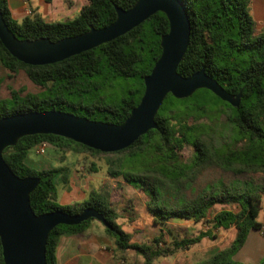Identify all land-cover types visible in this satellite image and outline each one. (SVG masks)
Instances as JSON below:
<instances>
[{
    "label": "trees",
    "instance_id": "trees-1",
    "mask_svg": "<svg viewBox=\"0 0 264 264\" xmlns=\"http://www.w3.org/2000/svg\"><path fill=\"white\" fill-rule=\"evenodd\" d=\"M136 1L86 0L75 18L57 23L44 22L38 15L18 22L12 17L6 0H0V13L16 39L47 38L57 42L83 34L90 27L101 29L110 25L116 19L115 7L127 11ZM180 1L189 19L190 34L177 73L189 77L203 69L227 93L236 96L241 92L238 107L230 106L205 89L195 91L190 98L198 92L208 95L216 100L212 109L204 102L188 104L190 98L179 100L168 94L154 118L157 128L121 151L102 153L59 136L33 135L22 137L14 146L5 148L2 158L17 177L40 179L29 195L30 208L35 215L57 210L74 215L86 208L100 213L108 224L103 230L113 242L112 253L120 260L134 251L142 257V264H152L154 259L188 248L204 237L213 239L214 231L234 227L236 234L231 244L199 264H241L234 256L243 247L249 232H260L264 238L262 225L257 221L262 211L264 178L261 184L249 179L223 191L209 188L191 200L184 199L181 190L208 166L238 176H264V26L256 32L250 0ZM167 32V19L157 12L113 41L45 66L19 62L0 43V66L6 76L23 72L41 89L38 94L25 96L11 89L9 98L0 99V118L55 110L93 121L121 124L139 103L144 91L143 78L159 58L160 37ZM115 88L120 89L119 98L102 96ZM166 101L168 106H164ZM213 114L224 115L234 136L241 138L239 150H232L227 144L224 151L219 150L207 139V125L188 123L189 119H205ZM42 142L104 157L109 177L137 184L147 192V208L154 223L175 219L207 221L208 229L193 238L178 240L174 237L166 248L160 246L162 237L155 238L153 244L139 245L133 244L131 236L115 222L117 213L109 204L108 194L90 192L80 203L58 205V181L67 182V168L35 170L25 163L28 152ZM186 146L192 147V155L188 161L180 163ZM90 169L94 170V166ZM134 169L140 170L133 172ZM215 205H233L236 211L221 209L212 214ZM91 221L93 219L76 226L53 228L45 247L46 264H56L55 250L60 237L84 232ZM0 264H3L1 250ZM257 264H264V255Z\"/></svg>",
    "mask_w": 264,
    "mask_h": 264
},
{
    "label": "water",
    "instance_id": "water-1",
    "mask_svg": "<svg viewBox=\"0 0 264 264\" xmlns=\"http://www.w3.org/2000/svg\"><path fill=\"white\" fill-rule=\"evenodd\" d=\"M157 12L165 15L168 32L160 37V56L143 78L144 91L139 103L121 124L93 121L55 110L0 118V250L3 264H46L47 238L58 225L76 226L93 219L108 228L103 216L93 208L74 215L58 210L35 215L30 208L29 195L40 179L14 175L2 158L5 148L14 146L25 136L54 135L102 153H114L128 148L157 128L154 118L168 94L181 100L205 89L236 108L241 92L236 96L227 93L203 69L189 77L177 73L190 34L189 19L180 0H137L127 11L115 7L116 19L110 25L101 29L90 27L83 34L57 42L47 38L16 39L0 13V43L7 52L25 65L45 66L113 41Z\"/></svg>",
    "mask_w": 264,
    "mask_h": 264
},
{
    "label": "crops",
    "instance_id": "crops-1",
    "mask_svg": "<svg viewBox=\"0 0 264 264\" xmlns=\"http://www.w3.org/2000/svg\"><path fill=\"white\" fill-rule=\"evenodd\" d=\"M7 6L11 12L12 17L18 22L21 21L25 17H31L33 15H38L42 18L44 22L47 23H57L64 22L67 20H71L75 18L81 7L86 4V0H6ZM250 10L251 15L254 19L256 28H262L264 26V0H250ZM21 72H17L20 74ZM23 73V72H22ZM24 74V73H23ZM10 75V74H9ZM27 158V157H26ZM25 158V163L27 166L35 169L41 170L38 166V162L29 161ZM95 182H98L97 185V193H106L110 194V197H113V194L119 192V206L124 209V205L128 202H133L136 207V202H140L142 200V213H147V215L151 219V229L150 233H142V237L145 239L149 238H158L162 237L163 243L162 245L168 247L175 237L176 239H184L188 237L178 236L173 233L171 229L166 228L169 224L172 223H185L191 220H181L175 219L170 220L164 223H154L153 217L149 213L147 208L148 202V194L147 192L141 188L137 187L134 184H127L121 178H110L108 176H91L87 179H82L80 182L73 176H70L64 185H60L59 187H63L61 189H65L70 192H76L78 197H80V202L84 199V191L81 193V189H85L87 187H91V184L94 185ZM60 183V182H59ZM116 183V184H114ZM117 187V188H116ZM115 188V189H114ZM90 192H96L94 189H89ZM118 200H109V204L117 213L116 223L120 227H125L127 229L132 230H143L147 228L145 225L139 223L134 225V220H129L127 217L131 215V211L127 209L125 212V216H121V213L118 211V205H114V202ZM264 202V195H262V203ZM116 203V202H115ZM67 206V205H62ZM121 208V209H122ZM141 222V221H140ZM193 222V221H191ZM195 223V222H193ZM201 223V222H197ZM195 223V224H197ZM262 225V231L264 232V223L260 222ZM209 226V224H208ZM208 226L205 230L200 231L204 232L208 229ZM103 226L99 225L97 222L91 221L86 230L75 236H62L59 238L56 250H55V258L56 264H141V257L135 254L133 251H129L126 255L125 260H120L112 253L113 242L109 239L103 230ZM122 229V228H121ZM167 229V231H166ZM231 231L229 242L225 244L222 248L211 249L206 246V240H214L216 236L214 235L213 239H209L208 237L202 238L198 243L185 248L180 249L172 254V262L171 264H199L205 260H208L210 257L218 253L220 250L228 247L231 242L235 238L236 230L235 228L228 229ZM218 231V230H217ZM199 232V233H200ZM215 232V231H214ZM257 232V231H255ZM130 235V232H126ZM198 233V234H199ZM250 233V232H249ZM260 236V232H257ZM150 234V236H149ZM196 234L195 236H197ZM131 236V235H130ZM193 236V237H195ZM189 237V238H193ZM262 237V236H261ZM263 238V237H262ZM169 239L168 241H166ZM249 234L246 238V241L243 247L238 251V253L234 256V260H243L246 264H257L259 260L264 255V241L261 240L258 235H256L253 239L254 241L249 242ZM264 239V238H263ZM142 239L137 238L134 240L136 243L140 242ZM164 248V247H162ZM155 264H159L157 261Z\"/></svg>",
    "mask_w": 264,
    "mask_h": 264
},
{
    "label": "rangeland",
    "instance_id": "rangeland-1",
    "mask_svg": "<svg viewBox=\"0 0 264 264\" xmlns=\"http://www.w3.org/2000/svg\"><path fill=\"white\" fill-rule=\"evenodd\" d=\"M261 30V28H256V32L258 33ZM9 77H7V73L5 70H3L0 66V99H7L10 96V90L13 89L15 91H18L21 96H25L26 94H38L41 92V89L35 85H33L29 79L26 77L25 74L22 72L20 74H12L9 73ZM200 92L196 93L192 98L188 100V104L194 103L196 101L204 102L208 107L214 108L216 100L213 99L210 96H206L204 94H199ZM120 89L115 88L114 90L109 89L106 92L102 94V96L108 95L110 99L112 98H119L120 96ZM186 99V98H185ZM163 103V102H162ZM168 106L169 103L166 101L164 103V106ZM68 110V109H67ZM71 111V110H69ZM95 118V117H93ZM100 119V118H96ZM189 125H195V124H205L208 126V128L205 130V132L208 134L207 139H211L214 146L218 148L219 150H225V145L231 146L232 150H239L241 148V138L234 136L231 127L227 124L225 116L221 115L220 117L217 114L209 115L205 119L200 120H188ZM192 155V147L186 146L184 148V151L181 154V158L179 160L180 163L185 161H188ZM27 162L33 161L38 162V166L41 170L43 169H51V168H57V167H65L67 168L69 175L75 177L79 182L82 179H87L91 176H108L105 169V160L102 156H94L88 153L81 152L73 147H65V148H56L53 146L48 145V148L46 149L45 153L43 155H38L34 149H31L27 154ZM178 161V162H179ZM94 166V170L90 169V166ZM143 169V168H142ZM140 169H134L133 172H137ZM109 177V176H108ZM111 178V177H110ZM264 178V176H259L257 174L255 175H233L232 173L223 172L220 169L208 166L205 169L202 170V172L195 177L192 183L185 185V187L181 190V194L184 199L191 200L194 199L197 195L200 193H203L205 190L209 188H216L217 191H223L225 189L232 188L234 186L240 185L241 182L247 181L249 179H252L256 184H261V180ZM120 179V178H117ZM60 182V183H59ZM64 185L63 182L58 181V190H57V204L62 205H74L76 203H80V197H78V194L76 192H70L68 193L67 190L61 189L63 187H59L60 185ZM98 182H95L94 185L91 184V187H87L85 189H81L80 192L82 193L84 191V199L87 198L89 194V189H94L97 193V185ZM116 184V183H114ZM137 187H140L136 184ZM117 188V187H116ZM115 189V188H114ZM83 194V193H82ZM103 194H108V201L109 200H118L114 202V205H118V211L121 213V211H126L129 209L131 211V215L127 217L129 220H134L135 224L137 225L139 223L145 225L147 228L143 230H132L127 229L125 227H121L124 232H130L131 235V241L133 244H153L154 238L145 239L142 237V233H150L151 229V219L147 215V213H142V200L140 202H136V207L134 206L133 202H128L125 204L124 209L119 206V192H116L113 194V197H110V194L108 192H104ZM264 195V194H263ZM122 208V209H121ZM221 209H231L236 211L235 207L233 205H215L212 208L211 213L217 212ZM125 212L121 213V216H125ZM210 218V216L208 217ZM141 221V222H140ZM258 222L264 223V202L262 203V211L260 212L258 218ZM93 222H97L99 225H101L98 221L93 220ZM208 226L207 221L201 222V223H193L191 221L185 222V223H172L169 224L166 228L171 229L174 234L178 235L179 237H193L196 234H198L200 231H203ZM234 228V227H233ZM167 231V229H166ZM142 232V233H141ZM213 235L216 236V239L214 240H206L205 244L211 249H217L222 248L225 246L227 242H229V239L231 238V231L230 230H218L213 232ZM258 235V237L264 241V239L255 231H250L249 233V242L254 241V237ZM150 236V234H149ZM137 238H141L142 240L140 242H135L134 240ZM167 239L166 241H168ZM169 242V241H168ZM161 247H164V245L160 244ZM134 252V251H133ZM135 253V252H134ZM136 254V253H135ZM175 254V253H174ZM173 254V255H174ZM141 257V256H140ZM172 255L166 256V257H159L153 260L152 264H155L154 262L157 261L159 264H171ZM142 260V257H141ZM237 262L241 264H246L243 262V260H238ZM142 264V263H141Z\"/></svg>",
    "mask_w": 264,
    "mask_h": 264
},
{
    "label": "built area",
    "instance_id": "built-area-1",
    "mask_svg": "<svg viewBox=\"0 0 264 264\" xmlns=\"http://www.w3.org/2000/svg\"><path fill=\"white\" fill-rule=\"evenodd\" d=\"M47 148H48V144L45 142H42L38 144L37 146H35L34 150L38 155H43Z\"/></svg>",
    "mask_w": 264,
    "mask_h": 264
}]
</instances>
